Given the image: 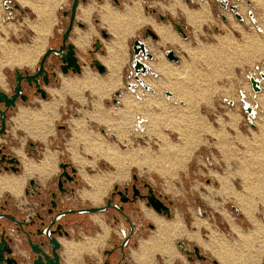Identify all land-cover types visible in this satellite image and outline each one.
Wrapping results in <instances>:
<instances>
[{
    "label": "rangeland",
    "instance_id": "rangeland-1",
    "mask_svg": "<svg viewBox=\"0 0 264 264\" xmlns=\"http://www.w3.org/2000/svg\"><path fill=\"white\" fill-rule=\"evenodd\" d=\"M71 1L28 0L27 4H23L19 0H0V46L5 44L10 50L31 52L32 61L28 65L3 64L5 59L1 58L3 50L0 47V76L4 81V85L0 82V88H6V83L7 88L12 84L15 70H35L53 40L52 35L57 34L60 26H65L66 22L58 7L66 8L70 6ZM172 1L152 0V3L164 13L168 12ZM181 1L186 5L185 0ZM205 2L209 15L203 19L200 28L188 22V15L181 7H177L175 13L171 11L173 15L176 14V19L180 18L183 22L186 20L180 12H185L192 31L187 41L172 29L169 22L163 24L156 19L160 23L156 24L150 17L145 18L143 24L153 23L154 28L160 25L171 28L186 42L192 53L178 45H162L160 39L156 42L148 39V47L154 57L161 56L157 63L161 62L163 66L156 68L161 74L160 79L151 76V81L146 80V85L151 88L149 90L132 79L131 83L138 85L136 91L127 88L124 81L116 91L120 93V96H115L118 105L112 101L114 95H110V98L102 103L104 108L120 112V115L116 116L120 119L118 132L112 133L107 125H98L95 121L85 118L83 112H79L82 106L74 103L70 104L74 109L66 117L62 116L57 125L64 124L67 127V130L60 134L65 145L80 138L75 134V122L78 121L83 122L82 126L87 134L92 133L87 135L88 138L95 135L94 143H100L103 139L118 152L116 159L119 165L87 154L83 151L85 142L81 140V155L87 161H93L86 168L90 175L113 173L129 178L131 174H137L157 187L165 189L170 185L174 190L171 194L176 203V217L180 216L183 223L190 222L197 229L196 233L189 232L179 218L183 233L182 238L177 240L193 244L195 241L189 238L196 239L201 250L220 264L224 262L219 258L214 241L218 243L217 248L221 250V256L226 257L227 252L234 253L232 260L235 264L248 260L252 261L248 264H263L264 113H259V119L254 122L253 128L248 121V115L242 112L240 93L244 90L248 94V100L255 95L248 76L251 73L257 74V67H262L264 35L255 30L251 23V27L239 24L233 14L221 9L215 0H196L187 8L196 10ZM250 2L258 8H264V5L256 3V0ZM14 3H17L20 9L9 10L7 5L11 7ZM123 3L127 4V1ZM237 5L246 21H250L246 1L240 0ZM42 8L45 10V17L40 21L37 9ZM222 14L228 17L227 22H223ZM257 14L259 22L264 23V15ZM146 28L147 26L138 29L134 37L128 40L130 48L135 38L142 39V32ZM220 38H227L230 43L224 47ZM170 49L175 51L179 62H172L165 56V52ZM153 63L156 62H152V65ZM127 68L128 66L123 68L124 78ZM166 68L174 74H170L172 82L177 78L174 83H177L178 91L167 83L164 84L168 77L165 74ZM128 70L132 71V67ZM262 84V92L258 95L264 101V81ZM166 91L172 93L171 97H166ZM140 94L145 102L139 100ZM125 95L137 97L129 99L136 105L133 106L135 109L131 108L133 111L124 103L128 97ZM255 97L250 102L259 107L261 112L264 106L256 104ZM145 98L152 99L151 103H146ZM228 100L234 104L230 105ZM141 101L148 104V107L144 108L145 104L142 105ZM101 112L106 114L107 111ZM137 113L139 115L135 117L134 114ZM131 118H135V121ZM140 120L143 121V127L138 128ZM131 122L135 124L133 123L132 128L127 131ZM55 145L64 146L58 142H54ZM178 160L180 163H177ZM184 236L189 238L185 239Z\"/></svg>",
    "mask_w": 264,
    "mask_h": 264
},
{
    "label": "crops",
    "instance_id": "crops-1",
    "mask_svg": "<svg viewBox=\"0 0 264 264\" xmlns=\"http://www.w3.org/2000/svg\"><path fill=\"white\" fill-rule=\"evenodd\" d=\"M69 7L70 6L68 5V7L66 8L62 6H59L58 8L68 9ZM249 12L253 13V21H251L250 19V21H246L245 19L243 24L250 27L252 25L253 27H255V30H257L261 35H264V23L259 22L257 14L260 13V15H264V8H258L251 3V5L249 6ZM181 13L184 15V18L186 20L185 22L190 26V24L187 22L185 13L183 11H181ZM76 14V23L73 26L74 32L73 35L70 37V42L75 48L77 55L80 57V59H82V72L81 74H60L61 78L59 86H48L46 88V91H48V94L50 96L49 99L45 101H40L37 106H27L21 103L17 105L18 108L15 112V115L11 117L9 121V139H7V142L9 145L10 152L14 153L20 158L23 170L19 174L6 172H2L0 174V203L2 202V198L5 194H9L13 199V203L16 205L26 203V198L24 197V189L27 185L28 180L34 178L35 180H37L38 183L46 185L51 178L58 174V163L62 156L69 158L73 166L78 169V175L80 180L83 181V183L85 184L78 189L77 195L81 197L84 202H88L92 206L102 205L104 203L106 195L115 184L123 185V183L130 181L131 177L126 178L125 175L123 176L125 178H123L122 176L114 175L113 173L102 175H90L86 168L89 167V165H91L93 161L89 162L81 155V151L79 150V142L81 140L85 142L83 151H85L87 154H93L95 155V157H100L104 160L106 159V161H109L110 159L111 163H117V165H119V161L118 159H116V156L119 155L118 152H115L113 145L104 141L103 139L102 142L104 143V145L102 144V142L94 143L95 135L91 136V138H88V136H90L92 133L87 134V131L84 129V126H82L83 122L81 123L78 121L75 122V134L80 136V138H76V140H74L72 143H68L67 145H65L62 140L63 137L60 136V134L63 132H59L58 126L60 124L57 125V121H59L62 116L66 117L68 113L72 111V109H74V106L70 105L71 103H74V105L79 104L82 106V108L79 109V112L82 111L85 118L95 121L98 125H107L108 130L112 133L118 132L116 128L117 126L119 127L118 120L120 119L116 116L120 115V112L104 108V104L102 103L107 98H110V95H114V98L112 97V101L114 103V93H116L118 87H120V85L124 81H126L125 83H131L132 79L135 80L134 77H131V71L128 70L133 60L132 45L130 48L128 40L134 37V34L138 29L143 28L144 26H150L159 36V39L161 41V36L159 35L158 30L154 28L151 23L143 24L145 18L149 19V17L153 19L156 24L160 23L156 20L154 16L150 14L148 15L146 12H144L141 0H127V4L123 3L122 8L114 6L110 0H102L101 3H99L97 0H88L86 4L79 5ZM96 19H98V23L95 22ZM250 23L251 25H249ZM101 29L105 30L108 38L104 40L102 39L100 34ZM63 31L64 26H60L58 28L57 34L54 33L52 35L51 39L53 40L51 43H49L50 46L51 44H56L60 40ZM96 38L100 39L104 46L103 53L95 54V58L98 59L106 69L104 74H100L97 70H95L91 66L90 61L85 58L89 50H92V42ZM134 40L132 41V43L134 42ZM147 41L148 40L145 41L147 49L149 52L152 53V51L148 47ZM160 58L161 56L157 57V55H155L152 60L146 61L147 66L151 68V71L155 72L156 75H153L152 73L148 75H141L140 78L144 85H146V80L151 81L149 80L151 76L154 79H160L161 74L152 65V62L157 63ZM127 66L128 68L126 71V77L124 78L123 68ZM7 85L8 83L5 84L6 88L1 87L0 89L4 91H9L11 85H9L8 88ZM137 87L138 85H136V87H133L132 91H136L138 89ZM146 87L151 89L148 84L146 85ZM126 96L131 98V100L137 98H134L129 95H125V97ZM144 104V108H146V105L148 104L143 103L142 105ZM102 110H104L105 112L107 111V115L102 113ZM131 111L133 110L131 109ZM259 113H264V110L260 112V110L258 109L257 117L254 119V121L250 122V125L253 128H255L254 122L259 119ZM137 115L139 114H134L135 117ZM141 116L144 117V115ZM105 121L106 123H104ZM132 121H135V118L132 119ZM133 123L134 122H131V125L127 127V131L131 129ZM0 140L4 139L0 138ZM31 141L45 148V153L42 158L43 160L41 159L39 162H37L33 157H29L26 153V144ZM91 141L94 144L101 146L103 150L107 151L108 157L106 158L105 156H102L100 152H98V150H94L95 147ZM54 142H58L60 144H63L64 146H54ZM50 144L51 146H49ZM106 176H112L113 178L107 179ZM106 179L108 181H106ZM90 181L93 182L91 183ZM109 181H111L110 184H108ZM161 189L166 194H170L171 196H173V194L171 193H173L174 190L170 185L165 189ZM167 189L169 191H167ZM149 214L151 215L149 216L150 219L155 225H157L158 229L159 225L156 221H154L156 217V219L162 221L163 223L169 224L171 222L166 221L163 217L157 215L156 213L154 214L153 212L149 211ZM175 217L176 215L174 213L173 219H175ZM178 217L183 223L182 218L180 216ZM89 219L91 226L95 227V232L93 236L83 237L82 239H79L77 241H66L65 239H60V243H62L63 245V249L60 252L63 264H86V261L88 259L94 262L102 261L103 250L111 246L110 240L112 239V236H118L119 230L123 228L121 224L117 227L108 224L107 218L103 214L95 213L94 215H91ZM183 224L189 232H197V229L194 224H192V230H189L185 223ZM202 227H204V225L201 226V228ZM77 231L78 235L83 234L84 228L80 227ZM151 237H149L148 239L140 240L139 247L137 249H131L128 256L132 264H156V259L158 255H161L170 262L172 260L181 258V255L177 251L175 245L177 239L179 238H173L171 240H162L159 242L158 248H156L155 250L151 249L148 246L149 241H151ZM184 237L185 239L189 238L188 236ZM189 239L194 240L195 243H198V241L194 238ZM20 240L21 238H18V241ZM159 248H167L168 251H166L168 252V254H165L164 252L162 253L161 250L164 249L159 250Z\"/></svg>",
    "mask_w": 264,
    "mask_h": 264
},
{
    "label": "flooded vegetation",
    "instance_id": "flooded-vegetation-1",
    "mask_svg": "<svg viewBox=\"0 0 264 264\" xmlns=\"http://www.w3.org/2000/svg\"><path fill=\"white\" fill-rule=\"evenodd\" d=\"M97 1L99 3L102 2V0ZM110 1L116 7H120L123 5V1L126 2L127 0ZM201 1L203 2L204 0ZM215 1L221 7V9H223L224 11H230L233 16L235 13L232 11V9H230V7L235 6L238 9V13L242 15L243 22L240 23L235 18V16L234 18L240 24L244 23L245 16L240 11L239 5H237L240 0ZM245 1L248 6L251 5L250 0ZM72 2L73 0L71 1V5L68 9H59L62 14V18L66 23L64 26V31L61 34L60 40L56 44H51V46L54 48H58V46L62 44V36L66 31V27L68 26L71 16L69 10L72 6ZM87 2L83 3L80 0V4H86ZM141 2L143 5L144 12L154 16L163 24L165 22H169V25L173 28V30H175V32H177V29L174 25H172V23L182 26L183 31L187 35V37L184 38L178 32L177 34L179 36L181 35V37L185 41L189 39L191 29L186 22L181 21L180 18L176 19L175 15H173L172 12L169 10H167L168 12L164 13L162 11H159L160 9H157V7L152 3V0H141ZM194 2H196V0H185V3L189 8L191 4H194ZM11 7L7 5V8L9 10H11ZM78 8L75 14L77 13ZM14 9L16 8H13L11 11H13ZM64 12H66V15L63 14ZM180 14L184 16L181 12ZM161 15L165 16L164 20L160 18ZM250 15H252V17H250ZM76 17L77 14L75 15L73 26L76 23ZM221 18L223 22L228 21V17L226 16V14H222ZM248 18L253 21L252 12L248 11ZM95 22L98 23V19H96ZM149 29H151L153 33L157 35L152 27H147L142 32V39H139L145 44V41L151 38L150 35L146 37L147 31ZM73 32L74 29L72 30L70 37L73 35ZM104 32L105 30H100V34L103 40L108 38L106 32V36L103 37ZM70 37L69 40H67L66 44H71ZM158 39L159 36L157 35V39L155 41L153 39L152 40L156 42L158 41ZM92 44V50H89L88 54L85 56V58L90 61V64L92 60L96 59V53L104 52V46L100 39L96 38L92 42ZM66 52L67 49L64 50V53ZM76 56L80 61L82 72V59H80L77 53ZM61 57V54H51L45 59L44 67L46 70L45 74L48 76V82L44 81V76L38 78L37 82L32 80V83L28 82L27 80H22L21 92L22 95L26 96V100H22L21 97H18L15 100L14 107L9 108L5 107L4 103H0V109L6 112L4 132L0 133V138L4 139L0 140V174L2 172L13 174H19L22 172L23 168L21 165V160L17 155L10 152L9 145L7 142V139H9V121L11 117L15 115V112L18 108L17 105L19 103L27 106H37L40 101H45L49 99L50 96L48 94V91H46V88L48 86H59L61 78L60 74H73L72 72H69L67 74L62 73L61 66L63 63ZM142 60L146 64V61L149 59L142 58ZM133 61L134 58L132 60V63ZM38 67L39 65L35 68L34 71H19L23 77H29L30 75H34L37 72ZM93 68L97 70L95 67ZM81 72L79 74H81ZM14 74L15 71L13 73L14 81L12 82L9 91H4L0 89L1 91L8 94L9 97L14 95L15 93L14 87L16 86V77L14 76ZM131 74V77L135 78L133 67ZM41 91H45V98L42 97ZM115 100L117 99L115 98L114 101ZM2 127L3 126L0 121V129ZM58 130L59 132H64L66 130V126L61 124L58 126ZM49 146H51V144ZM44 150L45 148L43 146L36 144L32 141L28 142L25 148V151L28 156L33 157L37 162H39L43 158V155L45 153ZM12 159H15L16 163H10L9 161ZM62 164L64 165V167H61ZM58 167V174L51 178L46 185L38 183L37 180H35L34 178L28 180L27 185L24 189V197L26 198V203H23L21 205L14 204L13 199L9 194H5L2 198L3 200L0 203V216L2 214L11 215L14 217L17 223H15L9 217H0V235L4 234V238L7 241V245H9V247L11 248V253L9 257L11 259L16 260L17 264H34V260L37 257V254L33 253L32 251V246L34 245H39V247L43 249L45 254L50 255L52 257V245L49 242V238H54L56 243L59 244V248L56 252L58 254V257L60 258V264H63L62 258L60 256V252L63 249V245L62 243H60V239H65L66 241H77L79 239H82L83 237L93 236L95 232V227L91 226L89 217L91 215H94L95 213L103 214L107 218V223L111 224V226L117 227L121 224L123 228L119 230L118 236H112V239L110 240L111 246L103 250L102 261L94 262L88 259L86 261V264H132L128 256L131 249H137L139 247L140 240L148 239L149 237L153 236L158 230L157 225L153 223V221L148 215L149 211L153 212L154 214L156 213L157 215L163 217L166 221L169 222L174 218V207L176 206L174 199L170 194L168 195L163 192L160 187H157L148 179L137 176L136 174H132L130 181L123 183V185L115 184L113 186V188L106 195L104 203L102 205L92 206L90 203L84 202L82 198L77 195L78 189L85 184L83 183V181L80 180L78 175V169L73 166L69 158L62 156L58 163ZM13 168L17 169L13 170ZM151 198H156L158 201H160L164 208L169 209L170 216L166 215L165 209L159 211L154 208L150 200ZM94 208H102L104 210L100 212L85 211ZM186 225L189 230H192L193 227L190 222H187ZM80 227L84 228V232L83 234L78 235L77 230ZM18 238H21V240L18 241ZM175 245L177 251L181 255V258L172 260L170 262L161 255H158L156 259V264H220L214 258L206 255L197 243L189 244V242L187 241L185 242L177 240ZM196 247L199 249L198 253H196L195 251Z\"/></svg>",
    "mask_w": 264,
    "mask_h": 264
},
{
    "label": "water",
    "instance_id": "water-1",
    "mask_svg": "<svg viewBox=\"0 0 264 264\" xmlns=\"http://www.w3.org/2000/svg\"><path fill=\"white\" fill-rule=\"evenodd\" d=\"M81 2L85 3L87 2V0H81ZM80 4V0H73L72 2V6L69 10V13L71 14L70 16V20L68 23V26L66 27V31L62 36V44L60 46H58V48H54L52 46H50L43 54L42 58L40 59V63H39V67L37 68V72L34 75H30L29 77H23L20 73L19 70H15V74L14 76L16 77V86L14 87V95H12L11 97L8 96V94H6L5 92L0 90V103H4L5 107H14L15 104V100L18 97H21L22 100H26V96L22 95L21 92V83L22 80H27L28 82L32 83L31 81L34 80L35 82H37V79L40 77L44 76V81L48 82V76L45 74L46 70L44 67L45 64V59L50 56L51 54H55V55H59L61 54V60H62V73L63 74H67L69 72L77 73L79 74L81 72V65H80V61L78 60V57L76 56V52L75 49L73 47L72 44H69L67 42V40H69V37L71 35L72 32V28H73V24H74V19H75V12L78 8ZM13 8L16 9H20V6L17 3H14L13 7H11L10 9L12 10ZM230 9H232V11L235 13L234 16L235 18L241 23L243 22V17L241 14L238 13V9L235 6L230 7ZM63 14L66 15V12H64ZM250 17H252V15H250ZM160 18L162 20L165 19V16L161 15ZM225 20V18H224ZM177 29V32L179 34H181L184 38L187 37V35L184 33L182 26L178 25V24H173ZM150 35V37L155 41L157 39V35H155L153 33V31L151 29H149L147 31L146 37ZM106 36L105 32L103 33V37ZM67 49V52L64 53V50ZM132 52H133V58L134 61L132 63V67H133V72L135 73V81L139 82V84H141L144 88H146L147 90H149L148 87H146V85H144V83L142 82L140 75H147V74H153L156 75L155 72L151 71V68H149L145 62H143L142 58L145 59H153L152 54L148 52L147 48H146V44L142 41H140L139 39L134 40V45L132 46ZM165 56L172 62H179V57L176 56L174 50H168L165 53ZM142 57V58H141ZM91 65L93 67H95L98 72L100 74H104L106 69L100 64V62L96 59L92 60ZM263 69H264V62H263ZM260 78L261 80H264V71H262L260 73ZM249 83L252 86V90L255 93L261 92L262 91V87H261V82L260 79H256L254 77H250L249 79ZM137 84H132V83H127V88L133 89L132 87H136ZM40 91V90H39ZM42 93V97L45 98L46 93L45 91H41ZM166 97H171V92L166 91ZM116 97L120 96V93H116L115 94ZM115 104H117V100L114 101ZM242 112L247 113L251 118H256V115L254 113V109L245 101L242 100ZM230 105H233L234 102L230 101L229 102ZM0 113H1V118L0 121L2 123V128L0 129V133L4 132V127H5V115L6 112L2 111L0 109ZM10 163H16L15 159H12L9 161ZM61 167H64V165L62 164ZM17 169V168H16ZM13 168V170H16ZM33 182V181H32ZM31 182V183H32ZM33 184V183H32ZM151 203L153 205L154 208H156L157 210L161 211L162 209H165V213L167 216H170V212L169 209H166L163 207V205L160 203V201H158L156 198H151ZM104 209L102 208H94V209H89V210H85L88 212H100ZM2 216H6L9 217L11 220H13L15 223H17L14 219L13 216L11 215H1ZM1 225V224H0ZM49 242L52 245V257L50 255H47L44 253L43 249H41L39 247V245H34L32 246V251L33 253L37 254V257L34 260V264H60V258L58 257L57 254V249L59 248V244L56 243L54 238H49ZM196 253H198L199 249L196 247L195 248ZM11 253V248L9 247V245H7V241L4 238V234L0 235V264H17L16 260L11 259L9 257Z\"/></svg>",
    "mask_w": 264,
    "mask_h": 264
},
{
    "label": "bare ground",
    "instance_id": "bare-ground-1",
    "mask_svg": "<svg viewBox=\"0 0 264 264\" xmlns=\"http://www.w3.org/2000/svg\"><path fill=\"white\" fill-rule=\"evenodd\" d=\"M19 1H21V3H23V4H27V2H28V0H19ZM204 2V1H203ZM258 2V4H262V5H264V0H256V3ZM260 6V5H259ZM177 7H181V9H183L184 11H186V13H187V15H188V22L190 23V24H192V25H194L196 28H200V25H201V23H202V21H203V19L207 16V15H209V10H208V6H207V4H206V2L205 3H203L202 4V6L200 7V8H198V9H196V10H190V9H188L187 8V6L184 4V3H182V1L181 0H173L170 4H169V6H168V8H169V10L170 11H172L173 13H175V10H176V8ZM264 7V6H263ZM178 9V8H177ZM37 13L40 15V21H42V19H44V17H45V10H44V8H42V9H37ZM185 13V12H184ZM176 15V14H175ZM136 20H138V19H136ZM153 24V23H152ZM139 26V25H138ZM202 26V25H201ZM157 30H158V33H159V35L161 36V42H162V45H165V44H168V43H171V44H173V45H178L179 47H181L183 50H187V51H189V52H191L192 53V51H191V49H190V47L186 44V42L185 41H182V39L181 38H179L176 34H175V32L171 29V28H168L167 26H164V27H161V25H160V27H157L156 28ZM91 36V35H90ZM40 38V37H39ZM229 39V38H228ZM220 40H221V43H222V46H227L230 42L227 40V38H220ZM231 40V39H230ZM1 47V49L3 50V54H2V59H5L4 61H3V64L5 63H9V64H11L12 66H13V64H15V63H19V65H28V64H30L32 61H31V59H30V57H31V52H25V51H19V50H17V49H13V50H10V49H8V46H6L5 44H3L2 46H0ZM111 49V48H110ZM202 49V48H201ZM15 50V51H14ZM200 50V49H199ZM204 50V49H203ZM223 50H224V48H223ZM34 51H35V49H34ZM201 51V50H200ZM163 62V61H162ZM2 63H1V65H3ZM153 66L155 67V68H157V69H160L158 66H163V64L162 63H156V64H153ZM184 70V69H183ZM162 72H164L165 70H161ZM166 71H167V68H166ZM168 71H170V72H168ZM168 71L165 73V74H167L168 75V77L165 79V85H166V83L168 84V85H170V87H172V88H174V89H176V88H178L177 87V83H174V82H176L177 80V78L174 80V82H172V80L171 79H173V78H171L170 77V74H173L171 71L172 70H169L168 69ZM88 75V74H87ZM174 75V74H173ZM80 79V78H79ZM82 79V78H81ZM93 79V78H92ZM91 80V79H90ZM0 82L4 85V81H3V77H1L0 76ZM150 85V84H149ZM104 88V87H103ZM177 90V89H176ZM178 91V90H177ZM96 93V92H95ZM176 96V95H175ZM139 98V100L141 99L142 101H144L143 100V98H141V96H139L138 97ZM173 98V97H172ZM125 99H127L126 101L124 100V103H126L127 104V108L128 109H131V108H133V106H136V105H134L133 104V102L132 101H130L129 99V97H126ZM138 100V101H139ZM147 100V99H146ZM254 100H255V103L256 104H260V105H262V106H264V101L262 100V98H261V96L260 95H258V96H256L255 98H254ZM141 101V102H142ZM151 101H152V99L150 100V99H148L147 100V102L146 103H151ZM143 103V102H142ZM149 103V104H150ZM138 104H139V102H138ZM125 106V105H124ZM145 106V105H144ZM147 106V105H146ZM151 107V106H150ZM264 108V107H263ZM128 109H126V110H128ZM109 111V110H108ZM121 111V110H120ZM142 111V110H141ZM153 111V110H152ZM138 112V111H137ZM94 113H97V112H94ZM142 113V112H141ZM105 114V113H104ZM125 114V113H124ZM98 115V114H97ZM107 115V114H106ZM34 116V115H33ZM102 117V116H101ZM110 117V116H109ZM52 118H54V117H52ZM99 118V117H98ZM112 119V118H111ZM114 120V119H113ZM126 120V119H125ZM263 120H264V118H263ZM149 121V120H148ZM102 122V121H101ZM140 122L141 123H139L140 125H138L137 127L138 128H140V127H143V124H142V122L143 121H141L140 120ZM104 123H106V121L104 122ZM135 124V123H134ZM116 126V125H115ZM122 127V126H121ZM136 127V128H137ZM147 127V126H146ZM151 127V126H150ZM77 128V127H76ZM132 128V127H131ZM117 129V128H116ZM115 129V130H116ZM90 138V137H89ZM97 138V137H96ZM96 141V140H95ZM92 142V141H91ZM92 144L94 145V147L96 148H94V150H98V152H100V154L102 155V156H105L106 158L108 157V152L107 151H105V150H103L102 149V147L101 146H98V145H96V144H94L93 142H92ZM102 144L104 145V143L102 142ZM102 144H99V145H102ZM84 145H85V143H84ZM87 147V146H86ZM86 150H88V149H86ZM90 151V150H89ZM88 152V151H87ZM99 154V153H98ZM119 156V155H118ZM148 159V158H147ZM43 160V159H42ZM149 160V159H148ZM109 161H110V159H109ZM177 163H180L179 162V160L177 161ZM114 164V163H113ZM115 166V165H114ZM117 166V165H116ZM39 167V166H38ZM44 170V169H43ZM49 170V169H48ZM91 182V181H90ZM93 182V181H92ZM91 182V183H92ZM111 182V181H110ZM3 185V184H2ZM93 193V192H92ZM94 194V193H93ZM95 195V194H94ZM93 195V196H94ZM102 197V196H101ZM94 198V197H93ZM103 198V197H102ZM90 199V198H89ZM149 216H151L150 214H148ZM155 217V216H154ZM157 218V217H156ZM154 219V221H156L157 223H158V225H159V229H158V231L155 233V235L154 236H152L151 238H150V240L151 241H149V244H148V246L151 248V249H155L156 250V248H158V245H159V242L160 241H162V240H171V239H173V238H175V237H181V235H182V233H183V231H182V228H181V224H180V220H179V217H176L173 221H171L169 224L167 223H163L162 221H159L158 219ZM198 226V225H197ZM200 228V227H199ZM255 228V227H254ZM259 230V229H258ZM193 233V232H192ZM107 237V236H106ZM254 237V236H253ZM182 238V237H181ZM250 239V238H249ZM264 240V239H263ZM102 242V241H101ZM215 242V241H214ZM213 242V244H215L216 246V249L219 251V258L224 262V264H235L236 262H234L233 260H232V256H233V254L234 253H231V252H227V256L226 257H223V256H221V250H219V248H217V244L218 243H214ZM246 242V241H245ZM244 243V242H243ZM221 248V247H220ZM235 248V247H234ZM90 249V248H89ZM143 249H144V247H143ZM161 249H164V250H161ZM159 248V250H161V252L163 253H165V254H168V250H167V248ZM231 249V248H230ZM158 250V249H157ZM167 250V251H166ZM235 250V249H234ZM152 252V251H151ZM234 252V251H233ZM132 253H134V252H132ZM218 253V252H217ZM95 254V253H94ZM170 254V253H169ZM171 255H172V253H171ZM142 256V255H141ZM135 258V257H134ZM137 261V260H136ZM173 263V262H172ZM248 263H252V261L251 260H248V261H246V262H243L242 264H248Z\"/></svg>",
    "mask_w": 264,
    "mask_h": 264
},
{
    "label": "built area",
    "instance_id": "built-area-1",
    "mask_svg": "<svg viewBox=\"0 0 264 264\" xmlns=\"http://www.w3.org/2000/svg\"><path fill=\"white\" fill-rule=\"evenodd\" d=\"M258 69H259V71L257 72V74H253V73H251L248 77H249V79H250V77H254V78H256V79H260V84H261V87H262V81L263 80H261V78H260V73L262 72V71H264V69H263V64H262V67H257ZM133 88V87H132ZM130 89V88H129ZM263 89V88H262ZM132 90V89H131ZM262 92V91H261ZM255 95L254 96H258V94L260 93V92H258V93H255V92H253ZM240 96H241V102H242V100H245L253 109H254V113H255V115H256V117H257V111H258V109H259V107H257L256 105H252L251 104V102H250V100L254 97V96H251V99L250 100H248V94L243 90V92H241L240 93ZM252 101V100H251ZM228 102H230V100H228ZM241 105H242V103H241ZM242 108H243V105H242ZM245 113V112H244ZM246 115H248L247 113H246ZM248 121H249V123L250 122H252V121H254V119L255 118H251L249 115H248Z\"/></svg>",
    "mask_w": 264,
    "mask_h": 264
}]
</instances>
